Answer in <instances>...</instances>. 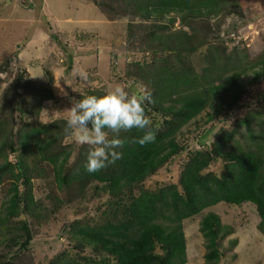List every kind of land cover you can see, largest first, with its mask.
Wrapping results in <instances>:
<instances>
[{
    "label": "trees",
    "instance_id": "obj_1",
    "mask_svg": "<svg viewBox=\"0 0 264 264\" xmlns=\"http://www.w3.org/2000/svg\"><path fill=\"white\" fill-rule=\"evenodd\" d=\"M90 1L109 20L126 17L127 49L145 54L128 64L127 73L153 94L155 103L148 107L156 140L141 146L136 142L142 135L138 130L122 132L126 140L118 149L122 158L90 174L85 170L88 146L79 145L65 131L66 116L48 122L30 120L40 117L48 102L55 100L50 83L19 74L0 99L4 124L0 186L10 182L0 213V264H34L30 252L36 222L49 220L51 212L75 200L102 203L97 216L76 218L61 230L60 237L66 235L72 249L59 253L51 264H186L183 221L222 201L254 204L264 232V104L259 102V108L241 103L254 84L264 81V42L255 55L242 43L231 46V36L240 25L227 24L233 15L244 19L243 4L239 0ZM174 18L180 19L177 25ZM210 22L220 28L219 38L206 41L212 29L205 24ZM191 35L198 36L199 44L191 42ZM199 61H203L200 70ZM83 91L72 93L73 101L105 90ZM244 107L247 111L235 116ZM204 111L206 123L224 120L233 127L222 125L213 140L201 136L197 142L202 148H190L178 135ZM221 160L220 173L206 171ZM175 163L180 165L177 181L155 189L146 186L161 168ZM47 166L52 168L50 176ZM48 178L67 193L66 201L50 191L44 193L42 182L36 184V179ZM201 231L207 239L205 258L208 264H217L222 256L220 241L234 230L209 211L203 215Z\"/></svg>",
    "mask_w": 264,
    "mask_h": 264
},
{
    "label": "rangeland",
    "instance_id": "obj_2",
    "mask_svg": "<svg viewBox=\"0 0 264 264\" xmlns=\"http://www.w3.org/2000/svg\"><path fill=\"white\" fill-rule=\"evenodd\" d=\"M31 1L32 7L25 6L29 0H0V99L10 83L21 73L38 82L50 83L56 94L55 100L48 102L40 117L30 119L32 122H48L68 115L67 109L73 105L74 92L90 87L105 90L116 83L138 85L127 73L128 64L143 59L145 54H134L127 49L126 17L109 20L96 5L87 6L90 0ZM239 2L244 6V19L238 18L237 15L228 17L227 24L240 25L238 31L231 36L229 45L242 43L255 55L264 42V0ZM44 4H48V8L41 13ZM164 20L168 22L169 19ZM174 22L177 25L180 19L174 18ZM210 23L205 24L212 29L211 33L207 34V37L209 34L210 36L206 37V41L209 38L212 41L219 38L220 28ZM189 38L193 44L200 42L198 36L191 35ZM30 40L33 44L26 48ZM27 51H30V54ZM152 55L151 52L147 53L146 59L150 60ZM202 62L196 63L198 70L201 69ZM132 71L138 72V69L133 67ZM81 72L87 74V79L81 78ZM251 79L252 75L245 81ZM259 102L264 104V81L254 84L251 95L241 100L243 104L261 108ZM247 109L248 107H244L238 110L235 116L244 114ZM206 118L204 111L183 129L178 139L189 143L190 148H202L197 142L201 136L206 140H213L222 125L233 127V123L224 120L206 123ZM3 128L4 124L0 118V138ZM207 132L209 135L205 136ZM223 167L222 160L214 161L206 171L220 173ZM179 169V163L164 166L157 175L146 182V186L155 189L160 185L173 183ZM47 174L52 175L50 166H47ZM36 180L37 185L42 182L44 193L50 191L64 201L67 200V193L59 189L54 182H50V178L48 181ZM9 186L10 182L0 186V213ZM80 202L75 200L65 204L57 212H51L49 220L47 217L40 223L36 222L35 239L30 252L34 264H51L59 253L72 249L66 235L65 238L60 237L61 230L76 218L97 216V207L102 203L100 199L90 203ZM45 204L50 206V201L46 200ZM209 211L218 213L222 222L232 226L234 230L229 236L221 239L222 256L217 264H264V232L259 228L261 218L256 206L249 202L229 205L223 201L206 208L194 218L183 221L187 241L186 264H208L205 258L208 251L207 239L201 231V221L203 215Z\"/></svg>",
    "mask_w": 264,
    "mask_h": 264
},
{
    "label": "clouds",
    "instance_id": "obj_3",
    "mask_svg": "<svg viewBox=\"0 0 264 264\" xmlns=\"http://www.w3.org/2000/svg\"><path fill=\"white\" fill-rule=\"evenodd\" d=\"M81 78L87 74L81 72ZM155 103L153 94L140 85L116 83L103 94H90L74 100L65 118V131L79 145H87L85 170L97 173L122 158L126 140L122 132L138 130L136 142L145 146L154 143L156 130L148 107Z\"/></svg>",
    "mask_w": 264,
    "mask_h": 264
},
{
    "label": "crops",
    "instance_id": "obj_4",
    "mask_svg": "<svg viewBox=\"0 0 264 264\" xmlns=\"http://www.w3.org/2000/svg\"><path fill=\"white\" fill-rule=\"evenodd\" d=\"M29 1H30L29 3L26 2V5H25V6H30V7H32V6L30 5L32 1H31V0H29ZM44 1H47V0H44ZM43 6H44V7L41 8V13L44 12V9H45V8H48V4H44ZM87 6H88V7H89V6L94 7V5H93L92 3H90V1H89V4H88ZM32 42H33V41L30 40V41L28 42V44L26 45V48H27L28 46H30L31 44H33ZM29 52H30V51H27V53H29ZM27 53H26V54H27ZM29 54H30V53H29Z\"/></svg>",
    "mask_w": 264,
    "mask_h": 264
}]
</instances>
